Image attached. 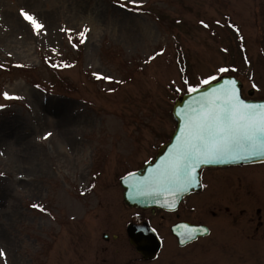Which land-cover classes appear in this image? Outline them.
<instances>
[{
  "label": "rangeland",
  "instance_id": "obj_1",
  "mask_svg": "<svg viewBox=\"0 0 264 264\" xmlns=\"http://www.w3.org/2000/svg\"><path fill=\"white\" fill-rule=\"evenodd\" d=\"M223 75L264 99V0H0V264H101V233L138 214L120 178ZM204 175L264 203V164Z\"/></svg>",
  "mask_w": 264,
  "mask_h": 264
},
{
  "label": "flooded vegetation",
  "instance_id": "obj_2",
  "mask_svg": "<svg viewBox=\"0 0 264 264\" xmlns=\"http://www.w3.org/2000/svg\"><path fill=\"white\" fill-rule=\"evenodd\" d=\"M262 164L203 168L199 188L175 209L133 207L138 214L124 229L101 233V264H264V203L258 199V184L252 196L222 184L212 189L216 183H205L204 175L208 168ZM183 226L197 229L195 238L187 240Z\"/></svg>",
  "mask_w": 264,
  "mask_h": 264
},
{
  "label": "snow or ice",
  "instance_id": "obj_3",
  "mask_svg": "<svg viewBox=\"0 0 264 264\" xmlns=\"http://www.w3.org/2000/svg\"><path fill=\"white\" fill-rule=\"evenodd\" d=\"M131 2L135 3V0ZM21 15L32 24L37 34H40L44 25L23 9ZM88 31L85 28L79 35L85 37ZM80 42L84 43L85 40L81 39ZM219 71L224 73L228 69L221 68ZM94 75L98 79H111L99 74ZM217 79V76L204 79L201 81V87L210 85ZM188 91L196 93L200 89L189 87ZM3 95L6 99L16 98L7 92ZM196 104L198 106L191 107L186 114L184 129L177 138L168 160L151 177L141 181L145 188L141 190L137 187L134 195H152L163 189L175 196L195 186V173L202 164L225 158L239 160L264 155V105L244 103L236 91L235 81H228L219 88H213L211 93H202ZM169 206L174 207V201ZM32 207L44 210L40 205L34 204ZM181 234L191 240L195 238L197 229L183 226ZM4 255V251L0 249V256Z\"/></svg>",
  "mask_w": 264,
  "mask_h": 264
},
{
  "label": "water",
  "instance_id": "obj_4",
  "mask_svg": "<svg viewBox=\"0 0 264 264\" xmlns=\"http://www.w3.org/2000/svg\"><path fill=\"white\" fill-rule=\"evenodd\" d=\"M228 81H235L236 91L238 92L240 99L250 105H264V99H253L245 98L242 94V83L241 81L233 75H223L219 77L216 81H213L212 84L200 87V91L196 93L188 92L178 99L173 107V115L176 120V127L173 131L170 139L164 145L160 147L155 157L138 170L128 172L120 178V183L124 188L123 198L125 203L130 207H142V208H163V209H175L180 203L182 198L190 193L191 191L197 190L201 182V169L204 167H216V166H225V165H238L244 163H255L264 161V155H258L249 157L247 159L239 160H229L227 158L216 161L213 163L202 164L196 170V184L191 186L187 191L177 193L175 196L171 194L170 191L161 190L158 193L152 195H134L133 193L139 187L141 190L145 188V185L141 183L145 178L151 177L158 169L164 165L168 160L173 151V146L177 143V138L181 136L182 130L185 126V116L190 111L191 107H197L196 100L201 96L202 93H211L213 88H219L221 85L225 84ZM253 92L250 91V94ZM167 201L168 203H165ZM174 201L175 206L170 207ZM135 228H132V231ZM137 248L141 251L143 248L139 243H137Z\"/></svg>",
  "mask_w": 264,
  "mask_h": 264
},
{
  "label": "bare ground",
  "instance_id": "obj_5",
  "mask_svg": "<svg viewBox=\"0 0 264 264\" xmlns=\"http://www.w3.org/2000/svg\"><path fill=\"white\" fill-rule=\"evenodd\" d=\"M14 22H16V21H14ZM18 24V23H17ZM17 26V25H16ZM18 27H20V25H18ZM264 161H262V163H263ZM257 163H261V162H257Z\"/></svg>",
  "mask_w": 264,
  "mask_h": 264
}]
</instances>
